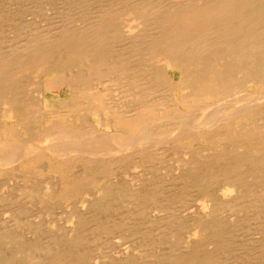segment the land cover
I'll list each match as a JSON object with an SVG mask.
<instances>
[{"label": "bare ground", "instance_id": "obj_1", "mask_svg": "<svg viewBox=\"0 0 264 264\" xmlns=\"http://www.w3.org/2000/svg\"><path fill=\"white\" fill-rule=\"evenodd\" d=\"M108 1H111V4L108 7L106 5L107 8L104 9L103 13H94L95 15L91 16L82 25H76V27H72V25L70 27L66 25L60 27V25L54 33L45 34L43 32L44 35L37 37L36 35L39 36L42 33L40 32L32 35L33 37H29L27 41L25 39V42L17 47L12 48V46L8 47L7 50L0 51V109L3 111L0 128L4 135L0 139V150L15 155L17 151H21L25 158L34 153L33 151L40 153L43 150H51L52 154L51 152L48 153L56 159L55 157H60L58 152L65 157L63 155L65 152L67 154L70 151L72 154L80 150H82V154L84 150L88 151L83 154L87 157V154L90 153L88 149L93 150V147L97 145L99 151L92 157L95 162L103 161L108 156V151L111 153L114 151L115 154L116 152H119L118 154L122 153V157L125 156L123 158L125 161L127 157L133 158L132 155H134L133 153L136 154L138 144H145L144 142L149 137L151 138L156 134L154 132L161 133L165 139L163 143L168 141V148L171 147L170 150H175L172 156L176 155V159L171 162L166 157L164 158V155L160 164L157 165L158 169L156 167V170L151 168V175L156 177H153V182L149 180L152 189L156 190V188H153L155 184L156 186L164 185L165 182L161 180L162 177L158 179V175L162 174L161 176H163L165 173L167 177V173L172 172L173 168L171 167L174 166V175L180 178L187 177L191 180L193 184L192 191L198 195V208L202 211L203 216L201 215V218H194L193 215L192 217L187 216L186 211L188 209L185 211L186 198L184 199V193L182 196L180 191L179 194H170L171 187L167 191L159 188L161 191L165 190L167 192L165 194L167 199L162 202H164L163 205H166L164 212H169V215L166 219L161 218L168 220L167 226L169 229L167 228V232H165L166 230L163 232L159 230L160 233H163L161 236H165V239L163 240V236L162 239L160 238L161 240H159V237L149 238V244L144 249L141 248L143 251L133 254L134 256L121 264H221L220 258L225 254L228 242L231 241L228 234L231 232L233 234L237 233L242 228L243 220L246 218V204H244L246 200L252 202L260 199L259 201L264 206V0ZM120 3H122L123 8L117 6ZM124 45L129 46L126 56H119L120 52L119 55L115 56L114 54V57L108 56L112 52L124 51ZM81 62L85 65L86 69L83 68L86 71L85 73L90 74V77L85 75L80 68L79 72L75 70L78 72L76 74L64 73L67 75L66 79L63 80L68 95H81L92 103L96 102V105L104 100H107L106 103L108 99L110 101L108 96L111 94V86L104 85V89L92 91L96 90L97 85L102 81L115 79L117 86L119 85L118 89L122 88L118 94V101L112 99L118 105L119 113L122 115L119 116L121 117L120 124L113 125L115 127L114 131L106 130L99 133L97 129L96 138L94 134L92 135L95 138V145L92 147L90 142L86 141V137L91 135L93 129L88 127L83 129L80 126L75 128L68 122L72 118L80 119V111L85 106L87 112L90 111V117L94 119L99 114L101 117L102 111L99 112L94 104H92L93 106L86 105L84 98H82L80 102L70 104V107L72 105V108L69 109L70 113L68 112L66 115L56 114L57 116L51 114L53 118H49V121L46 120L47 127L45 126L43 138H37L36 144L30 145L31 143H28L29 139H27V144L19 141L21 135L18 136V134L21 132L19 131L16 136L13 129L15 126L22 125V123L20 121L19 124H15L16 122L11 123L9 121L18 117L20 119L26 118L27 122L36 114H42L43 116L45 114L44 109H49L47 104H43L45 107H42L43 111L41 108H36L39 112L36 109L32 111L37 105L34 103L36 97L47 96V91H45V94L43 91L42 94L40 93L41 85L46 84L47 81H52L55 77L63 74L64 71H70V69L75 68L76 64ZM87 71L90 72L87 73ZM92 71H95V75H91L93 74ZM114 96L116 98V95ZM128 96L134 97L135 105L131 104L128 107L125 104ZM108 104L111 105L109 102ZM99 106L100 109H103L101 105ZM110 109L116 110L117 106ZM116 113L118 112L116 111ZM103 116L106 117L107 115L103 114ZM109 132H114L118 137L117 139H119V141L116 139L119 144L116 145V147L118 146L116 151L114 146V149H111L112 151L109 150L112 143L106 151V145H109V139L112 135ZM58 133H60L59 136ZM84 138L86 139L83 140ZM94 138L89 139L93 140ZM112 141L114 140L112 139ZM191 142H195L196 145L190 147ZM125 143H129L131 146H124L127 145ZM198 143L200 144L197 145ZM103 146L105 147L101 148ZM146 147H143L144 150H146ZM170 150H167V152ZM127 151L128 154H126ZM123 152L126 153L123 154ZM151 154L154 153L149 152L147 157L152 156ZM66 156L68 157V155ZM76 156H79V154ZM63 157L62 159H64ZM67 157L65 158L67 159ZM154 158L156 159V156ZM158 159L160 160V158ZM142 161L144 162V160ZM143 162L142 165L144 163L146 165V162ZM1 163L5 167L4 163ZM23 166L31 167L34 165L27 160ZM110 172L108 168H105L100 173L102 179H94L93 177L88 182L84 180L83 183H78V186L81 184L83 188L87 185L93 186L92 192L87 188L90 192L86 197V209L104 215L106 211L104 209L106 208L102 209V204L111 199L114 192L120 190V193L126 195L124 190H121L122 186L118 187L119 184L117 186L113 183L117 179L111 178L115 180L112 182L107 177L108 180L102 181L104 180L103 175L106 177ZM135 174L136 177L140 175L137 171ZM175 179L173 180L175 181ZM220 180L233 184L236 187V191H233L234 194L231 193L234 187L229 186L230 189H228V187L217 186L216 181ZM135 182L137 183V181ZM139 184H136L134 188ZM185 185L183 184L180 189L185 190ZM49 187L42 190L33 186L28 192L30 191L32 194L33 192L39 194V191L45 193L49 200L56 202L52 206L68 198L71 193L70 191L64 192L65 190L59 193V191H54V188L49 189ZM129 187L133 188V184L132 187L130 185ZM165 187L167 188V186ZM174 187L176 188V186ZM161 191L159 192L161 193ZM162 193L164 194V192ZM235 194L237 195L235 196ZM145 195H137V202L140 203V206L144 201L147 204V201L152 202L155 198ZM134 199L136 198L133 197L131 200ZM49 200H47V203H49ZM238 200H242L244 203H240L233 209L231 208V212L235 214L229 212L230 216L241 214L245 217L233 218L231 216V218H225L224 212L226 211L227 214L229 208L232 207L230 204ZM134 201L136 202V200ZM41 202L43 201L41 200ZM131 202L133 203V201ZM138 204L136 206L139 207ZM262 206L258 208L259 211L264 210ZM139 211L143 210L140 209ZM66 213L63 214L64 222L66 226L70 225L71 228H68L66 234L65 231L64 233L63 230L61 231L63 233V235L60 233L63 244L67 246L74 245V248L75 246H78V248L79 246H85L87 240L82 238L81 234L86 230L81 231V229L86 224L88 225L89 221L96 222L97 216H90L89 213L87 216H84V214L81 216L74 207H71ZM61 217L63 218L62 215ZM61 217L59 216V218ZM26 222L21 227H29L30 225H27ZM51 229L53 228L51 227ZM158 229H155L156 232ZM90 232L92 234L96 233L97 238L101 235L100 233H103L99 226L96 228L93 226V230ZM152 233L154 235L158 234L154 231ZM50 234L52 235V233ZM98 234L100 235L98 236ZM52 236L50 239L54 240ZM94 237L93 235L90 236V244L95 239ZM101 237L98 239L101 240ZM11 241H17V238L10 234L0 237L2 246L9 244ZM22 245L21 242L18 252L22 253ZM70 247L67 251L70 250ZM58 249L55 247L52 251L54 257L55 254L57 255L53 264H65L63 257L68 256H63ZM75 250L79 252V250ZM76 251L73 257L75 262L77 260L80 262L79 264H94V261L92 259L90 261L89 256L85 254L86 251L83 253L88 258L83 253L77 254ZM129 251L131 250L129 249ZM24 259H27L26 255ZM12 262L13 258L10 256L6 258L0 256V264H12ZM33 263L35 264V261ZM100 263L102 262L100 261Z\"/></svg>", "mask_w": 264, "mask_h": 264}, {"label": "rangeland", "instance_id": "obj_2", "mask_svg": "<svg viewBox=\"0 0 264 264\" xmlns=\"http://www.w3.org/2000/svg\"><path fill=\"white\" fill-rule=\"evenodd\" d=\"M90 1L89 0H0V51L1 50H7L8 47L10 48L12 46H13L12 48L17 47V46L21 45L22 43H24L25 39L27 41V39H29V37H33L32 35L39 34L40 32H42V33H40L39 36L36 35L37 37H41V35H44V33L45 34H51L52 32L54 33V31H56V28L59 27L60 25H61L60 27H63L65 25L68 27H70V25H72V27H76V25L77 26L82 25L83 23H85L86 20L91 18V16L98 14L97 12L103 13L104 9L107 8L108 6H110V4H111L110 3L111 1H108V0H99V1L98 0H90ZM112 1H116V0H112ZM120 4H118L117 6L123 8L122 3H120ZM70 5H71V7H70ZM106 5H107V7H106ZM73 19H75V20H73ZM50 30H52V31H50ZM125 46L126 45L123 46L124 51L121 50V51H118L116 53L112 52L108 56L114 57V54L116 56V55H119L120 53L121 54L119 56H121V55L126 56L127 55V49L129 48V46H126L127 48ZM84 66H85L84 63H82V62L79 64H76L75 68L70 69V71H64V72H62L63 74L55 77V79H53L52 81H50V82L47 81L46 84L41 85L40 93L42 94V91H43L45 94V91H47V96L42 95V98L40 97L41 100H40L39 96L36 97V99L34 100V103H36L37 105H35V108L32 109V111H34L36 108H38V109L41 108L43 111L42 107H44V105L47 104L49 106V109H44L43 112L45 114H43V116H42V114H40V115L36 114V116L32 117L31 120H29L27 122H26V118L20 119L18 117L9 121L11 123L16 122L15 124H19L21 121L22 125L20 124L18 127L15 126L13 129V130H15L16 136L19 133V131L21 132L18 134V136L21 135L20 136L21 139L19 141H21L22 143L25 142L27 144V142H28L27 139H29L28 143L29 144L31 143L30 145L36 144L37 138L38 139L43 138L42 135L45 132V126L47 127V121H49L51 118H53V116H51V114H53V115L54 114L55 115L56 114L57 115H62V114L66 115V114H68V112L70 113L69 109L72 108V105L70 107V104L71 103L76 104L78 101L80 102V100H82V98H84L83 100L86 102V105L88 104V106H93L92 104H94V107L96 109L98 108L99 112L102 111L101 117H103V118H101L100 114H99L96 116L97 119L96 118L93 119L92 117H90L91 116L90 111L87 112V108L85 106V107H82V111H80V119L72 118L68 121L75 128L80 126V128L83 127V129L84 128L86 129V127L93 129L91 135L89 137H86L87 139L84 138L83 140L86 139V141L88 143L90 142L91 146L93 147L95 145L94 144L95 138H96L95 135H97L98 132L100 133V132H105L106 130L107 131H114L115 130V127L113 125L120 124L121 117H119V116H122L121 113H119L120 110H118L119 109L118 105H116V102L118 101L119 91L122 88H120V90L118 89L119 85L117 86V84H116L117 81L115 79L111 78V80L109 79V81H102V83L97 85L96 90L92 91V92H95V91H97V89H100V90H101V88L104 89V87L106 85L111 86V88L108 86V88H110V93L112 94L111 95L109 93L110 95L108 96V98H110V101H111L110 102L108 99V102L111 105H109L108 102L105 103V101H107V100H104L101 103H97V105L98 106L101 105V108H103V109H100V106L98 107L96 105V102L92 103L89 100H86V98L81 96V95L80 96L78 94L68 95V91H67V88H66V85L64 82V80L66 79L65 77L67 75L64 73L68 72L70 75V72H71V75H72L74 73L75 74L78 73L79 70L82 69L81 71L85 75H87L85 73L86 71H84V69H86ZM75 70L78 72H76ZM89 72L90 71H87V73H89ZM94 72L92 71L93 74H91V75H95ZM87 76L90 77V74H88ZM96 76H98V75L96 74ZM112 87H114L115 89ZM33 89H34V87H33ZM114 95H116L117 100H116ZM43 97H44V99H43ZM132 98H133V100H132ZM74 99H75V101H74ZM112 99L115 100L116 102L114 101L115 102L114 103L112 101ZM126 99H127V101L125 104L128 105V107L131 106V104L135 105L134 97L128 96ZM44 101H46V103H44ZM127 102L130 104H128ZM115 105L117 106L116 110L110 109L113 107L116 108ZM134 105H132V106H134ZM61 107H62V109H61ZM38 109H36V110H38ZM49 110H51V111H49ZM116 111L118 113H116ZM38 112H39V110H38ZM2 114H3V111H1V109H0V119L3 118ZM103 114H106L107 116L104 117L105 115L103 116ZM111 121H112V123H111ZM94 126H96V127L94 128ZM26 127H27V129H26ZM109 127H110V129H109ZM42 129H43V131H42ZM1 131H2V129L0 128V139H2L4 137V135L2 134ZM41 131H42V133H41ZM109 133L112 134L111 135L112 138L110 137V139H109L111 141V142L109 141V143H108L109 145H106L107 146L106 147L107 149L105 148L106 151L110 147L111 143H112L111 144L112 146L109 148V150H111V149L113 150L116 147V145H119L118 144L119 139H117L118 137H116V134L114 132H109ZM154 133H156L154 135H156L157 137L153 135V136H151V138L149 137V139H147V141L149 143L147 141H145L144 142L145 144H142V143L138 144L136 154L133 153L134 155H132L133 156V158H131L132 160L127 157V159L125 161L123 159V158H125V156L122 157V155H121L122 153L118 154L119 152H116V154H115L114 151H113L114 153L113 152L111 153L110 151H108L107 152L108 156H106L105 159H103V161L100 160L99 162L98 161L95 162V160H93L92 157L97 151H99V149H98L99 147H97V145H95V147H93L94 148L93 150L88 149V150H90L89 152L92 155L90 153H88L87 157H85V155H83V154H86L88 152L86 150H84L83 154H82V150H80L81 152L77 151V152H73L72 154L70 151L67 152V154L65 152V154H63L65 157H67L66 155H68V157L70 156L69 157L70 159L67 157L68 160L65 157H63L62 154L59 152H58V154L60 157L59 158L55 157L56 159H54L52 156H50L52 154L51 150L50 151L43 150L41 152L39 150L40 153H38L37 151H33L34 152V153H32L33 155L30 154L31 156L30 155L28 157L26 156L27 158L23 157V152H21V151L20 152L17 151V153L15 155L14 153L8 154V153H6V151L0 150V159L2 160V161L0 160V237H3V236L10 234V235L15 236L17 238V241H14V242L11 241L9 244H4L5 246L4 245L2 246V244H0V256L5 257V258L10 256L11 258H13L12 264H34L33 263L34 261H35V264H53L55 261L54 259L57 258V255L55 254V257H54L52 251L54 250L55 247H57V249L59 247L58 251H60L63 256H68V257H63L64 258L63 261L65 262V264H76L77 262H78L77 264L80 263L77 260L75 262L73 259V257L75 256V251H76L75 249L79 250V252L76 251L77 254H82L83 252L86 251L85 254L87 256H89L90 261H91V259L94 261V264L95 263L99 264L100 261L102 262L100 264H111V262H112V264L113 263H115V264L124 263L131 256H134L135 253L143 251V249L146 247V245L149 244V240H150L149 238L155 239V238L159 237V240H161L162 236H163V235L161 236V234H163V233H160V231L163 232L166 230L165 232H167V230L169 229V227L167 226L168 220H165L167 218V216L169 215V212L168 213L164 212V210H166V205L165 204L163 205L164 202H162V201H164V199H167V198H165V197H167V195L165 196V194L167 193L166 192L167 189L170 187L172 189V190L170 189L171 190L170 194H174V193L179 194V191H180V195L182 196V194L184 193L183 194V195H185L184 199L186 198L185 211L187 209L190 210L189 212H188V210L186 211L187 216L192 217V215H193L194 218H201L202 211H200L198 208L199 198L197 199L198 195L194 191H192L193 190V188H192L193 184H192L191 180L187 177H184L185 178L184 179V178H180L179 176L174 175V173H173L174 172V166L171 167V168H173L172 169L173 171L171 170L172 172L169 171L170 173H167V177H166L165 173L163 174V176H161L162 174L158 175L159 176L158 179H161V177H162L161 180H163L165 182L164 185L162 184V185H160L161 186L160 187L158 185L156 186V184H155V185H153L154 186L153 188H156V190L152 189V187H151L152 184H150L149 180H151V182H153V177H155V176L151 175V168L155 169V167H156V169H158L157 165L160 164V161H161V159H163L164 155H165L164 158L166 157L168 161L173 162L176 159V155L172 156V153H175V150L174 149L170 150L171 147L168 148V146H169L168 141H166L167 143L166 142L163 143V140H165L163 135L161 133L159 134V132L158 133L154 132ZM31 134H32V136H31ZM93 134H94L95 138L92 137ZM59 135H60V133H58V136ZM162 137H163V139H162ZM89 138L90 139L94 138L93 139L94 141L90 140ZM23 139H26V140H23ZM112 139L114 141H112ZM156 139H157V141H155ZM150 142H151V144H150ZM125 144H127V143H125ZM128 144L124 145V146H128V147L131 146V144H129V145ZM191 144L192 145L190 147L196 145L195 142H191ZM199 144L200 143H198L197 145H199ZM146 145H147V147H146ZM113 146H114V148H113ZM142 146L146 147V150H144L145 148H143ZM104 147L105 146H103L101 148H104ZM117 147H116V149H114L115 151L118 149ZM161 147L164 148L165 150L163 149L161 151V149H162ZM96 149H98V150H96ZM141 149H142V151H141ZM143 150L145 153L143 152ZM167 150H170V151L167 152ZM85 151H86V153H85ZM148 151L150 153H154V154H151L152 156L147 157L148 153H149ZM48 152H51V154ZM138 152H140V153H138ZM20 153H22V154H20ZM125 153L123 152V154H125ZM74 154H75V156H74ZM78 154H79V156H81V155L82 156L81 157L76 156ZM126 154H128V151ZM145 154H147V155H145ZM42 155H43V157H42ZM143 155L145 156V158H143L144 157ZM170 155H171V157H170ZM46 156H48V157H46ZM71 156H74L76 158L71 157ZM153 156L154 157L156 156V159ZM62 157L66 160L62 159ZM83 157H84V159H82ZM141 158H142V160H144V162H146V165H144L145 163L141 160ZM158 158H160V160ZM27 160L32 162L35 167L34 166H31V167L23 166V164H25V162H27ZM150 160H152V161H150ZM1 162L4 163L5 167H3ZM142 162L144 163L143 164L144 166L142 165ZM151 162H153V164H151ZM136 163H137V165H136ZM133 164H135V165H133ZM149 166H151V167H149ZM103 168L104 169L108 168L109 172H110V170H112V171L109 174H107L108 176H106V177H105V175H103L104 180H102V181H105V179L108 180L107 177H109V179H111V178L115 179V180L117 179V181L112 180V179L111 180H112V182L115 181L113 183L116 184L117 186L119 184L118 187L122 186L121 190L123 189L124 193L126 194V195H123L122 193H120V190H119V192L118 191L114 192L113 197H115V198L111 197V199H108L107 202H104L102 204V209H104V207L106 208V209H104V210H106L104 215L100 214L97 211L93 212V211L86 209V205H85V203L87 201L86 197L90 191L92 192L93 186L90 187L91 186L90 184H89L90 186L87 185L84 188H83V185L81 186V184H79V186H78V183H80V182L83 183L84 180L85 181L87 180V182H88V180H90V179L92 180L93 177H94V179H96V178L102 179L101 178L102 176L100 175V173L102 172V170H104ZM136 171L138 174L139 173H140V175L142 174V176L137 175V177H136L135 176ZM168 174H169V176H168ZM175 177H176V179H175ZM167 178H169V179H167ZM173 179H175V181ZM135 181H137V183ZM185 181H188V182H185ZM246 181L248 182L247 176H246ZM182 183L186 184L185 190L180 189V187L183 185ZM220 183H222V184H220ZM132 184H133V188H130L129 185L132 187ZM136 184L140 185V186L137 185V187H136L137 189L134 188L136 186ZM100 185H102V183H100ZM216 185L219 187L222 186L224 188L228 187V189H230L229 186L234 187V188H232L233 190L231 189L232 194H234L233 191H236V187L233 184L228 183V182H223L222 180L216 181ZM33 186L37 189H42V190L47 189L50 186L51 188L49 187V189L54 188L53 190L59 191V193L63 192V190H65L64 192L70 191L71 193L68 196V198L63 199L62 201L59 202V204L54 205L55 206L54 207L52 205L56 202L49 200L48 196H46L45 193H42L41 191H39V194H38V192H36V193L33 192V194H32V192L30 193V191L28 192V190H31L33 188ZM165 186H167V188ZM174 186H176V188ZM123 187H125V188H123ZM139 187L141 190L139 189ZM87 188L90 191H88ZM159 188L165 189L166 191L165 190L161 191ZM128 189H129V191H128ZM134 189H136V191H134ZM150 189H152L154 191H152ZM170 190H168V191H170ZM159 191H161V193ZM162 192H164V194ZM185 192H188V193H185ZM193 193L195 194V196ZM132 194H134V195H132ZM131 195L134 198H136V199H134V200H136V202L134 200H131V199H133V197ZM137 195H145L147 197L152 196V198H154V197L155 198L157 197V198L156 199L154 198L152 202L147 201L148 202L147 204L144 201L145 204L141 203V206H140L139 205L140 203L138 204V202H137V198H138ZM157 195H159V196H157ZM189 195H190V197H189ZM236 195L237 194H235V196ZM127 197H128V199H127ZM130 197H131V199H129ZM187 197H188V199H187ZM41 200L43 202H41ZM47 200H49L48 202L49 203L51 202V203L50 204L47 203ZM109 200H110V202H108ZM123 200H125V201H123ZM259 200L252 201V202H247V200H246L245 203L242 200H238L240 202L235 201L232 204H230V206L232 205V207L229 208L227 214H226V211L224 212L225 218L226 217L231 218V216H233V215L230 216V213H232L231 210L233 208L237 207L240 203L246 204V209H245L246 218L243 220L244 223L242 224V228L237 233H234V234L231 231H229L231 233L228 232L229 233L228 236L230 235L229 237H230L231 241L228 242V247L226 249L225 254H223L220 258L221 264H264V210L259 211L258 208H260L262 206V203ZM131 201H133V203ZM195 201H197V202H195ZM136 203L139 205V207L136 206L137 205ZM152 203H154V204H152ZM156 203L158 205H155ZM255 203H257V204H255ZM120 204H121V206H120ZM187 204H189V205H187ZM193 204H194V206H193ZM152 205H153V207H152ZM50 207H52V208H50ZM71 207H74V209H77V212L81 216H82V214H84V216L85 215L87 216L88 213L90 216H95V215L97 216L96 218H98V219L96 220V222H92V221L90 222L89 221L88 225L86 224L81 229V231H83V229L86 230L85 232L83 231L81 235H82V238L87 240V242L89 241L90 236H92V235L95 236L94 238L96 239V241H95V239L93 240L94 242L91 241L92 245L90 244V241L88 243L86 242V244H84L85 246H79V248H78V246H75V248H74V245H68L67 246V245L63 244L62 235H63L64 231H65V234L68 233V228H71L70 225H69L70 227L68 225L67 226L65 225L66 223L64 222V220H65L64 215L68 210H70ZM192 207L196 208V209H193ZM262 207H264V206H262ZM136 208H137V210H136ZM138 209L139 210L142 209L143 211L140 212ZM157 209H159L158 211H160V210L161 211L158 212V211H156ZM120 210H121V212H120ZM81 211H82V214L80 213ZM145 211H146V213H145ZM167 211H170V210H167ZM192 211H195V212H192ZM142 212H143V214H142ZM200 212H201V214H199ZM149 214L152 216H150ZM232 214H235V213H232ZM61 215L63 216V218L61 217ZM130 215H131V217H130ZM59 216L61 218H59ZM99 216H101V217H99ZM239 216L241 218L245 217L244 215L237 214V215H234L233 218L234 217L240 218ZM158 217H160V218H158ZM161 217H163L165 219H163ZM93 218H95V217H93ZM174 219H175V217H174ZM155 220L157 221V223L159 225L156 223ZM25 222L27 225L29 224L30 226L29 227L28 226L21 227ZM140 222H141V224H140ZM94 224H97V225L95 226ZM53 225H54V227H53ZM56 225L58 226V228ZM144 225H145V227H144ZM50 226L53 229H51ZM93 226L95 228L99 226L101 228V230L103 231V233H100L101 235L98 234V236L99 235L102 236L100 238L101 240L98 239L100 236L97 238L96 233L92 234V232H90L93 230ZM155 226L156 227L158 226L159 229L156 228ZM26 227H28V228H26ZM33 228H34V230H33ZM155 229L156 230L158 229V231H157L158 234L154 235L152 233L153 231L155 233H157ZM50 233H52V235H54V236H52ZM232 234H233V236L234 235L235 236L234 237L231 236ZM59 235H61V236H59ZM51 236L54 237V240L50 239ZM164 237L165 236H163V240L165 239ZM86 238H88V239H86ZM106 238H107V240H105ZM97 239L102 243H100ZM145 240H147V241H145ZM21 242L23 243V245H22L23 247L21 248L22 253L18 252V250H20V247H21ZM116 242H117V244H116ZM164 242H166V241H164ZM142 244H143V246H142ZM88 245H90V246H88ZM119 246H120V248H119ZM61 247H62V249H61ZM68 247H70L69 251H67ZM141 248H143V249H141ZM73 249H74V251H73ZM129 249L131 251H129ZM70 251H72V252H70ZM68 252H70V253H68ZM113 254H114V256H113ZM25 255H26L27 259H24ZM27 255H28V257H27ZM127 256H129V257H127ZM17 257H18V259H16Z\"/></svg>", "mask_w": 264, "mask_h": 264}]
</instances>
